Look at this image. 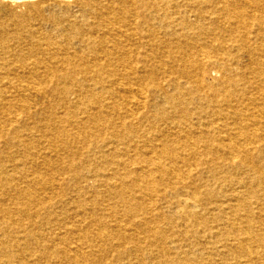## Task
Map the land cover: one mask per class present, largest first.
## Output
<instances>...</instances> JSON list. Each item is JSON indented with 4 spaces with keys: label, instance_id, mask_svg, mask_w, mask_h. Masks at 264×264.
Masks as SVG:
<instances>
[{
    "label": "bare ground",
    "instance_id": "1",
    "mask_svg": "<svg viewBox=\"0 0 264 264\" xmlns=\"http://www.w3.org/2000/svg\"><path fill=\"white\" fill-rule=\"evenodd\" d=\"M0 264H264V0H0Z\"/></svg>",
    "mask_w": 264,
    "mask_h": 264
}]
</instances>
